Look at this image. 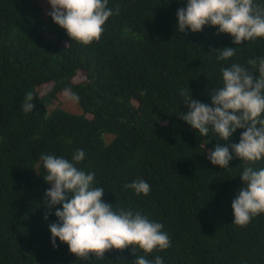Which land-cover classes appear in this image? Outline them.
I'll return each mask as SVG.
<instances>
[{"label": "trees", "instance_id": "obj_1", "mask_svg": "<svg viewBox=\"0 0 264 264\" xmlns=\"http://www.w3.org/2000/svg\"><path fill=\"white\" fill-rule=\"evenodd\" d=\"M182 2L108 0L113 15L101 38L82 45L39 0H0V264H134L131 247L82 260L58 239L56 247L51 243L56 209L44 219L51 186L40 158L71 161L77 149L85 157L76 166L95 173L103 202L115 211H139L168 233L171 246L148 259L264 264V213L241 227L231 208L243 169L264 168V159L236 157L231 145L239 143L241 129L224 141L211 132L201 136L179 118L190 96L211 106L209 93L222 86V68L235 63L251 70L248 61L264 57V38L237 46L210 25L179 33ZM224 48L236 51L220 61L216 51ZM66 88L78 95L81 115L58 106L68 98ZM28 94L34 108L25 113ZM217 145L229 147L227 169L208 159ZM138 179L149 183L148 195L125 187ZM135 255L144 253L137 249Z\"/></svg>", "mask_w": 264, "mask_h": 264}, {"label": "clouds", "instance_id": "obj_2", "mask_svg": "<svg viewBox=\"0 0 264 264\" xmlns=\"http://www.w3.org/2000/svg\"><path fill=\"white\" fill-rule=\"evenodd\" d=\"M47 3L51 6L48 15L52 21L66 31L71 41L82 45L98 41L103 26L113 15V10L107 7L108 0H47ZM176 16L179 33L186 30L199 33L210 25L231 36L237 46L264 38V5L254 4V0H186V7L179 8ZM235 51L236 48L217 50L218 60L230 59ZM248 64L251 70L235 63L222 68V86H214L209 93L211 106L190 96L183 103L189 110L179 118L201 136L207 137L211 132L224 141L237 129L243 130L239 143L231 145L232 151L242 161L258 162L264 159V57L249 60ZM64 95L73 101L79 99L70 88L64 89ZM33 100L31 94L26 96L22 105L25 113L33 112ZM84 157L85 153L77 149L71 161L51 154L40 158L46 171L43 179L51 186L43 198V206L48 210L44 219L56 209L57 222L49 225L53 247L58 239L82 260H88L90 254L103 259L106 252L131 247L134 264H163L160 256L152 260L147 256L171 246L168 233L160 223L150 221L139 211L130 208L115 211L114 206L103 202L105 191L94 186L95 173H86L76 166ZM232 158L228 146L217 145L208 153L211 164L221 169L229 168ZM239 177L243 187L231 208L233 223L244 227L264 213V168L245 167ZM125 187L138 196L150 192L149 183L142 179ZM137 249L144 255L136 256Z\"/></svg>", "mask_w": 264, "mask_h": 264}, {"label": "rangeland", "instance_id": "obj_3", "mask_svg": "<svg viewBox=\"0 0 264 264\" xmlns=\"http://www.w3.org/2000/svg\"><path fill=\"white\" fill-rule=\"evenodd\" d=\"M39 1L44 7L45 12L49 13L51 11V6L47 3V0H39ZM58 106L78 115H81L83 111L80 104L77 101H73L69 98H66L64 101H60L58 103Z\"/></svg>", "mask_w": 264, "mask_h": 264}]
</instances>
